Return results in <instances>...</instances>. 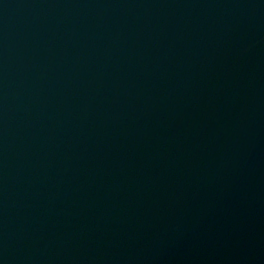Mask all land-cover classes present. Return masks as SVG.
I'll use <instances>...</instances> for the list:
<instances>
[{"label": "water", "instance_id": "water-1", "mask_svg": "<svg viewBox=\"0 0 264 264\" xmlns=\"http://www.w3.org/2000/svg\"><path fill=\"white\" fill-rule=\"evenodd\" d=\"M0 264H264V0H0Z\"/></svg>", "mask_w": 264, "mask_h": 264}]
</instances>
